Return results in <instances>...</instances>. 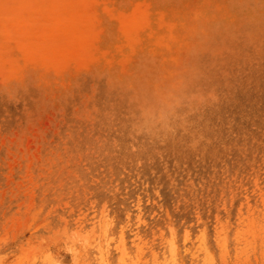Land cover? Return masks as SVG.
Masks as SVG:
<instances>
[{"label": "rangeland", "instance_id": "obj_1", "mask_svg": "<svg viewBox=\"0 0 264 264\" xmlns=\"http://www.w3.org/2000/svg\"><path fill=\"white\" fill-rule=\"evenodd\" d=\"M105 207L129 256L171 225L229 264L218 225L264 215V0H0L2 264Z\"/></svg>", "mask_w": 264, "mask_h": 264}, {"label": "clouds", "instance_id": "obj_2", "mask_svg": "<svg viewBox=\"0 0 264 264\" xmlns=\"http://www.w3.org/2000/svg\"><path fill=\"white\" fill-rule=\"evenodd\" d=\"M108 209L105 207L101 210L99 217H94L96 223L93 227H101L105 233L106 239L92 244L88 241H78L76 243L65 245L62 251L65 256L57 258L53 252L46 247L40 245H31L27 248L28 264H62L67 260L68 264H93L87 259L89 249H94L97 255L94 257L95 264H111L109 259L111 252L110 246L112 237L107 234L111 232L115 226L113 218L107 215ZM140 223L137 222L136 227L139 228ZM131 227L130 224L121 225L120 253L117 264H183L181 258V248L177 244L175 228L169 226V234L165 237L167 240V249L160 258L157 253L152 250L151 244L138 238L134 243L137 248L138 255L129 256L128 248L125 245L123 234ZM220 231V239L222 241H234V247L230 243L231 255L229 264H251L254 258L260 259L264 257V215L253 218H242L237 224L227 221L218 225ZM135 235V233H133ZM184 239L191 240L190 234H186ZM196 244V241H193ZM188 249H184L187 252ZM151 252L150 257H145V253ZM3 257H0L2 264ZM193 264H218L217 257L207 247V236L205 234L203 241L197 244V251L193 255Z\"/></svg>", "mask_w": 264, "mask_h": 264}, {"label": "bare ground", "instance_id": "obj_3", "mask_svg": "<svg viewBox=\"0 0 264 264\" xmlns=\"http://www.w3.org/2000/svg\"><path fill=\"white\" fill-rule=\"evenodd\" d=\"M172 88V87H171ZM170 88V89H171ZM170 91H172V90H170ZM169 91L167 90V93H168ZM176 92H177V90H176ZM180 92V91H179ZM166 93V94H167ZM181 93V92H180ZM164 94V93H163ZM162 94V95H163ZM165 94V95H166ZM171 94H173V93H171ZM176 93H174V95H175ZM168 95V94H167ZM177 95V94H176ZM171 97V96H170ZM161 99H162V97H161ZM170 99H172V98H170ZM169 101H171V100H169ZM173 102V101H172ZM156 103H158V102H156ZM171 104V103H170ZM172 104H174V103H172ZM158 105V104H157ZM159 105H160V103H159ZM156 107V106H155ZM164 107V106H163ZM157 113V112H156ZM138 195V194H137ZM94 200V199H93ZM105 203V202H104ZM93 204V203H92ZM224 207V206H223ZM227 211V210H226ZM218 214V213H217ZM219 215V214H218ZM227 215V214H226ZM199 216V215H198ZM229 216V215H228ZM112 218H113V220H114V224L116 223V218H115V216H114V214L112 215ZM217 218V217H216ZM218 219V218H217ZM201 220V219H200ZM202 221V220H201ZM191 223V222H190ZM169 226H171V225H169ZM172 227V226H171ZM205 227V226H204ZM174 228V227H173ZM169 229V228H168ZM175 235H176V239H177V244L180 246V248H181V234H180V232H179V230L176 228V226H175ZM207 230V229H206ZM205 230V231H206ZM204 231V232H205ZM69 232H70V230H69ZM74 232H76L77 233V231H74ZM72 234V233H71ZM169 234V231H164L162 234H161V236H160V238L162 239L161 241L163 242V244H165L166 245V247H168V245H167V240L165 239V237L167 236ZM186 234H190L189 232H186L184 235H186ZM65 235H67V234H65ZM92 238H93V240L92 241H90V243H92V244H96L98 241H103L104 239H106V236H105V233H104V231H103V229H101L100 228V230L99 231H95V232H93L92 234ZM108 236H109V233L107 234ZM69 236V235H68ZM71 236V235H70ZM190 236H191V234H190ZM72 237V236H71ZM80 237H83V241H88V239L86 238V236H82V235H80ZM155 237V236H154ZM153 237V238H154ZM138 238H140V239H142L141 237H138ZM148 238V237H147ZM146 238V239H147ZM145 239V238H144ZM73 240V239H72ZM120 240H121V234H119L118 235V237L115 239V241H111V247L112 248H116L119 252H120V248H121V245H120ZM160 240V239H159ZM201 237H199V241H198V244L201 242ZM77 241V240H76ZM155 241V240H154ZM154 241H153V243H154ZM66 242V241H65ZM136 242V241H135ZM186 242H188V240L186 241ZM133 243V242H132ZM160 243V242H159ZM189 243V242H188ZM78 244V243H77ZM134 244V243H133ZM162 244V245H163ZM186 246V245H185ZM134 247H132V249H133ZM6 249V248H5ZM4 249V250H5ZM22 249V248H21ZM184 249V248H183ZM182 249V250H183ZM135 251V250H134ZM196 251H197V249H196ZM154 252H156V251H154ZM188 252V251H187ZM157 253V252H156ZM185 253V252H184ZM190 253H192V252H190ZM139 253H138V251H137V248H136V255H138ZM183 254V253H182ZM135 255V256H136ZM147 255H148V253H145V257L147 258ZM190 256V255H189ZM149 257V256H148ZM161 257V255L160 254H158L157 253V258H160ZM182 257H183V255H182ZM185 257V256H184ZM188 258V257H187ZM184 259V258H183ZM183 259H182V261H183ZM183 264H184V261H183ZM189 264V263H188Z\"/></svg>", "mask_w": 264, "mask_h": 264}]
</instances>
